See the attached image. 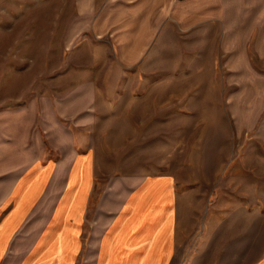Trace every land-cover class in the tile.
Returning <instances> with one entry per match:
<instances>
[{
	"label": "rangeland",
	"instance_id": "374dc122",
	"mask_svg": "<svg viewBox=\"0 0 264 264\" xmlns=\"http://www.w3.org/2000/svg\"><path fill=\"white\" fill-rule=\"evenodd\" d=\"M186 1L170 0L178 23L155 53L139 39L143 55L126 64L135 43L121 49L118 32L97 37L77 0H0V166L7 145L18 174L39 155L56 157L63 142L91 156L97 194L169 176L171 264H256L264 257V57L251 49L256 71H239L216 40L179 24ZM118 22L113 14L107 25Z\"/></svg>",
	"mask_w": 264,
	"mask_h": 264
},
{
	"label": "crops",
	"instance_id": "0c3cea01",
	"mask_svg": "<svg viewBox=\"0 0 264 264\" xmlns=\"http://www.w3.org/2000/svg\"><path fill=\"white\" fill-rule=\"evenodd\" d=\"M76 4L97 37L106 31L115 38L118 32L121 49L127 41L135 43L126 64L143 55L139 39L151 40L155 53L178 23L170 0ZM184 6L188 9L179 17L184 30L199 33L200 40H216L222 56L242 65L239 71H253L251 49L264 57V0H187ZM113 14L119 22L111 30L107 24ZM141 14L148 17L144 26ZM54 147L56 157L39 155L17 174L14 145H7V166H0V264H171L176 249L173 179L146 177L132 180L129 191L115 187L97 194L91 156L69 143ZM256 264H264V257Z\"/></svg>",
	"mask_w": 264,
	"mask_h": 264
}]
</instances>
